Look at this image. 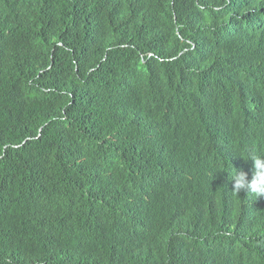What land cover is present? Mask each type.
<instances>
[{
	"label": "trees",
	"instance_id": "16d2710c",
	"mask_svg": "<svg viewBox=\"0 0 264 264\" xmlns=\"http://www.w3.org/2000/svg\"><path fill=\"white\" fill-rule=\"evenodd\" d=\"M256 143L264 0H0V264H264Z\"/></svg>",
	"mask_w": 264,
	"mask_h": 264
},
{
	"label": "clouds",
	"instance_id": "9594fccd",
	"mask_svg": "<svg viewBox=\"0 0 264 264\" xmlns=\"http://www.w3.org/2000/svg\"><path fill=\"white\" fill-rule=\"evenodd\" d=\"M249 151L252 155L245 154L241 157L251 161L245 162L240 167L233 165L230 171L231 177L228 179L227 174L223 182L219 184L223 189H227L224 195L231 199L233 195H236L238 202L251 198L262 203L264 201V145L256 144Z\"/></svg>",
	"mask_w": 264,
	"mask_h": 264
},
{
	"label": "bare ground",
	"instance_id": "6f19581e",
	"mask_svg": "<svg viewBox=\"0 0 264 264\" xmlns=\"http://www.w3.org/2000/svg\"><path fill=\"white\" fill-rule=\"evenodd\" d=\"M256 144H257V143H256ZM226 191H227V189H226ZM226 191H225V192H226ZM242 193H246V192H245V191H242ZM222 197H223V199H228V198H229V197L226 196V195H223ZM237 198H238V196H236V195H233V196H232V199L235 200V201H237ZM224 225H225V226H224L225 228H228V225H227L225 222H224Z\"/></svg>",
	"mask_w": 264,
	"mask_h": 264
}]
</instances>
